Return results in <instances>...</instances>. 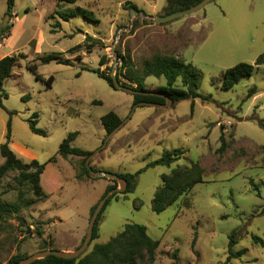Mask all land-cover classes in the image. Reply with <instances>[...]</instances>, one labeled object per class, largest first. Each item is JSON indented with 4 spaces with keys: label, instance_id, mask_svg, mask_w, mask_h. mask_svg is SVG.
I'll return each instance as SVG.
<instances>
[{
    "label": "rangeland",
    "instance_id": "rangeland-1",
    "mask_svg": "<svg viewBox=\"0 0 264 264\" xmlns=\"http://www.w3.org/2000/svg\"><path fill=\"white\" fill-rule=\"evenodd\" d=\"M128 4L138 13H132ZM166 6V0H76L73 4L14 0L13 16L7 20L6 0H0V29L11 24L8 37L0 39V59L17 58L3 86L7 99L1 100L0 145L6 141L10 121V142L44 165L40 186L47 196L37 201L28 186L18 188L15 171L0 178V198L15 207L0 224L1 264L16 254L27 257L42 249L71 252L80 246L90 208L112 183L101 177L77 179L81 159H62L57 151L71 133H77L72 147L91 154L97 151L106 137L100 119L108 113L121 121L129 119L89 166L115 175L141 172L126 199L119 195L107 204L97 238L84 254L107 243L124 225L137 224L159 242L152 264H264V248L251 239H264V65L232 90L220 89L225 70L239 63L253 65L264 52V0H213L199 12L165 24L149 21L152 11L162 15ZM76 11L80 15L67 21L55 14ZM86 36L100 43L87 51L91 41L86 42ZM118 54L129 55L135 71L154 55L191 64L200 73L198 95L210 99L138 106L129 117L136 105L134 95L115 90L92 72L115 75L121 65ZM48 56L57 60L39 61ZM102 56L106 59L101 66ZM31 65L40 80L28 70ZM50 77L53 81L47 87ZM119 80L129 88L135 86L124 75ZM144 84L152 90L165 86V80L149 76ZM173 87L183 89L178 80ZM252 87L255 95L243 101ZM34 113L45 136L29 130ZM221 132L226 147L218 152ZM172 150L184 154L168 168H147ZM15 155L24 163L30 161ZM193 162L203 170V182L154 214L151 202L161 176ZM233 232L237 244L232 251L246 252L226 263Z\"/></svg>",
    "mask_w": 264,
    "mask_h": 264
},
{
    "label": "trees",
    "instance_id": "trees-1",
    "mask_svg": "<svg viewBox=\"0 0 264 264\" xmlns=\"http://www.w3.org/2000/svg\"><path fill=\"white\" fill-rule=\"evenodd\" d=\"M201 0H166L167 6L164 10L162 16L171 14L173 12L187 9L191 6L198 4ZM58 2H65L73 4L76 0H58ZM14 6V0H6V11L3 17L7 20L12 18V10ZM128 7L136 10V8L128 4ZM63 21H67L70 17H76L80 15L78 11L76 12H55ZM84 18H88L87 13H82ZM56 27V26H55ZM11 28V24H6L2 29H0V39L8 37V32ZM85 41H91L87 45V51L91 49L96 43H100L97 40L92 39L89 36L85 37ZM105 56L100 59V65L105 63ZM57 60L54 56L39 58L42 64H46L50 61ZM117 60L121 62V65L116 72L115 77L119 80L121 75H124L127 81L134 84V87H130L136 91L141 92H153L164 96L169 99L172 104L191 100L196 98H201L202 101H208L209 96L200 97L197 93L199 86L200 73L191 64H185L174 56L165 55H154L150 62L145 63L140 71H135L129 55L118 54ZM17 61L15 56H6L0 59V107L1 100L7 99V94L3 89L4 83L9 79L13 72V67ZM264 65V52L259 55L254 64L239 63L232 68L225 70L222 78V83L220 89L224 92H228L233 89L237 83L244 78H249L255 69L260 68ZM28 70L35 75L36 80H40V76L36 75V66H28ZM99 78L105 80L109 86L112 87V82L110 76H106L103 72L99 70H92ZM149 76L163 77L165 80V86H159L155 89L149 90L146 88L144 82ZM180 81L183 89H178L173 87L176 81ZM53 79L50 77L46 82V86L50 87ZM256 93L254 87L248 90L247 95L243 101L252 98ZM133 104H138L141 102L153 103L157 105H164L165 99L153 96H140L134 95ZM28 97H25L27 99ZM193 107V102L191 104ZM12 115V113H10ZM37 114H32L28 121V127L31 133L35 135L45 136V133L37 128ZM101 125L106 134L110 133L115 127H117L121 120L114 114L108 113L100 119ZM77 133L68 134L67 137L60 143L57 155L62 159H67L68 157L80 158V172L76 175L77 179L82 177L89 178L88 170L85 167V160L91 153L77 149L71 146V142L76 138ZM5 143L0 145V156L3 159V163L0 166V178L4 177L8 172L15 171L18 173L17 177L14 179L18 188L23 186H28L33 196L37 201H43L47 196L43 193L40 186V176L43 173L44 165L39 164L36 160H31L28 163L22 162L9 148L10 142V121L7 123V133H6ZM103 142V141H102ZM220 147L218 152H223L226 147V142L224 140L223 133L221 132ZM261 152L264 154V145L261 147ZM184 152L182 150H172L165 151L161 154L158 160L147 165V168L153 167H170L173 163L178 161ZM53 161L50 159L49 162ZM93 172H95L92 169ZM141 172V171H140ZM139 172V173H140ZM139 173L130 175L122 174L118 175L126 183L125 189L122 192H118L112 195L104 204L100 214L98 215L92 234V240L97 238V225L101 218V214L104 211L107 204L112 199H117L119 195H122L126 199V195L134 191L136 186V180ZM203 170L199 164L191 163L187 167L176 168L171 171L169 175L161 176V186L156 190L153 195L151 202V211L154 214L162 213L167 207L176 203L180 197L185 196L190 193L192 188L201 182ZM112 184L106 186L100 199L109 191L117 188V183L110 181ZM21 194L18 193V199H20ZM97 204V203H96ZM95 205H93L89 210V216L91 217ZM15 211V207L7 202L2 201L0 198V224L9 217ZM236 233L233 232L229 236L228 241V252L226 257V263L232 259L239 258L242 256L246 250L239 252H233V247L237 244L235 239ZM252 243L256 246L264 248V239H260L256 236H252ZM83 241V239H82ZM81 241V243H82ZM193 240V244H194ZM192 244V245H193ZM159 246V242L151 239L144 227L137 224H126L123 229L115 237L111 238L107 243L101 245H95L92 251L88 254H83L76 259H61L54 256H48L44 259L36 260L31 264H140L144 259L148 260V264H152L155 257V252ZM42 249L40 251H44ZM52 250V249H51ZM57 251V250H56ZM28 257V256H27ZM177 252L173 253V259H176ZM26 257L16 254L11 257L7 263H17ZM1 264V263H0Z\"/></svg>",
    "mask_w": 264,
    "mask_h": 264
},
{
    "label": "water",
    "instance_id": "water-1",
    "mask_svg": "<svg viewBox=\"0 0 264 264\" xmlns=\"http://www.w3.org/2000/svg\"><path fill=\"white\" fill-rule=\"evenodd\" d=\"M213 0H201L198 4L191 6L187 9H183V10H179L176 12H173L171 14L162 16V15H156L150 18V22H153L154 24L158 25L160 23L165 24L168 22H171L173 20H176L178 18L187 16V15H192L195 14L197 12H199L200 10H202L207 4H209L210 2H212ZM132 13L137 14L138 12L136 10H133ZM141 14V13H140ZM142 16V14H141ZM117 64V62H116ZM110 79L112 82V88H114L115 90H119L122 92H125L127 94L130 95H140V96H153V97H160L165 99V105L166 104H171V101L167 98H165L162 95L153 93V92H141V91H136L132 88H129L127 86H122L118 79L115 77V75L110 74ZM138 106H151V107H159V106H163V105H157V104H153V103H146V102H141L136 104L133 109L130 112L129 117L133 114V111L136 107ZM129 119V118H128ZM127 119V120H128ZM127 120L121 121V123L115 127L110 133L106 134V137L104 138L101 147L95 151L94 153H92L88 158H86L85 160V167L88 170L89 176L90 178H97V177H101L107 180H111L114 181L118 184L119 188L113 189L109 192H107L96 204L95 209L89 219L88 222V227L86 230V234L83 238L82 243L80 244L79 247H77L74 251L71 252H63V251H56V250H51V249H47L44 251H39L36 252L32 255H29L28 257H26L25 259L20 260L17 263H7V264H31L36 260H40V259H44L48 256H54L57 258H61V259H76L79 258L80 256H82L86 250L88 249L91 240H92V234H93V228H94V224L95 221L98 217V215L100 214L104 204L106 203V201L114 194L118 193V192H122L125 189L126 183L123 179H121L118 175L115 174H110V173H106V172H93L91 167L89 166V162L91 161V159L100 151L102 150L105 145L107 144V142L111 139V137L116 134L125 124V122Z\"/></svg>",
    "mask_w": 264,
    "mask_h": 264
},
{
    "label": "crops",
    "instance_id": "crops-1",
    "mask_svg": "<svg viewBox=\"0 0 264 264\" xmlns=\"http://www.w3.org/2000/svg\"><path fill=\"white\" fill-rule=\"evenodd\" d=\"M153 10H154V8H153ZM153 13L151 14V15H148V16H156L157 14H161L160 12H155L154 13V11H152ZM142 14V13H141ZM9 147L11 148V150L15 153V154H17V155H20V156H22V157H28L29 159H30V161L31 160H34V158H35V156H33V155H31L29 152H28V150L27 149H25V148H23V147H21V146H19V145H17V144H14V143H12V142H10V144H9ZM106 188V187H105Z\"/></svg>",
    "mask_w": 264,
    "mask_h": 264
}]
</instances>
